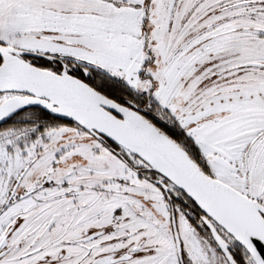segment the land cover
Returning <instances> with one entry per match:
<instances>
[{
	"label": "snow or ice",
	"instance_id": "1",
	"mask_svg": "<svg viewBox=\"0 0 264 264\" xmlns=\"http://www.w3.org/2000/svg\"><path fill=\"white\" fill-rule=\"evenodd\" d=\"M0 264H264V0H0Z\"/></svg>",
	"mask_w": 264,
	"mask_h": 264
}]
</instances>
